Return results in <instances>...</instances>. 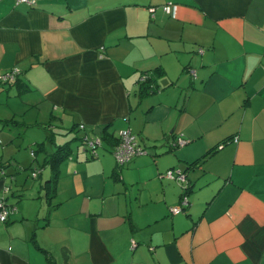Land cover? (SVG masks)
<instances>
[{"label": "crops", "instance_id": "crops-1", "mask_svg": "<svg viewBox=\"0 0 264 264\" xmlns=\"http://www.w3.org/2000/svg\"><path fill=\"white\" fill-rule=\"evenodd\" d=\"M11 68L0 264H264V0H0ZM26 126L44 143L75 126L103 150L64 158L48 200L13 201ZM122 129L147 153L117 166Z\"/></svg>", "mask_w": 264, "mask_h": 264}, {"label": "rangeland", "instance_id": "rangeland-1", "mask_svg": "<svg viewBox=\"0 0 264 264\" xmlns=\"http://www.w3.org/2000/svg\"><path fill=\"white\" fill-rule=\"evenodd\" d=\"M39 127H22L25 130H21L19 137L17 136L14 139L16 155L12 158V163L6 167V169L9 170L8 172L12 173V176L8 175L7 177L9 185H11V181L13 180L11 189L14 192V196L10 197L13 201L22 197L27 198L31 196L35 197L37 200L38 191L41 192V199H44L43 196H46L45 198L48 200V194H46L47 188L44 183L45 180L50 177L49 169L44 168L45 172L40 174L37 178L32 176V172L38 171L37 167L43 166V160L48 156L45 155L46 153H44L43 150H40L41 145H38V142H42L45 137L44 135L46 134V130ZM83 135H85L83 129L64 131V133H58L54 135V137L52 135L48 136V143L45 142L44 144L49 153L56 150V148H54L55 143L65 144V142L69 141L68 143L71 148L69 151V157L76 158L81 154V152H87L82 150L84 145L82 143ZM97 149L101 152L103 150V146L98 144ZM87 155L89 157H96L97 154L95 156L89 154ZM32 193H34V195H32Z\"/></svg>", "mask_w": 264, "mask_h": 264}, {"label": "built area", "instance_id": "built-area-1", "mask_svg": "<svg viewBox=\"0 0 264 264\" xmlns=\"http://www.w3.org/2000/svg\"><path fill=\"white\" fill-rule=\"evenodd\" d=\"M35 0H16V2H24L28 4L34 3ZM170 3L162 4V9L165 12L170 11ZM154 11V6H150V12ZM18 73L17 68H11L7 71H0V81L8 82L15 78ZM80 128H83V125H80ZM82 143L85 150H90L91 152H95L98 144H101L99 138L91 139L87 136V134L83 135ZM184 141L181 138H178L175 141L174 145H183ZM112 155L115 159L117 166H122L128 162H130L134 157L143 155L147 153V149L138 141L137 136L131 132L130 129H122L119 131L117 136V144L111 150ZM36 172H32V176H36ZM170 175V173H168ZM178 178L183 180L184 175L182 173L178 174ZM188 203L187 197L185 195L182 196L180 204L171 208V212L181 211L184 206ZM8 206L6 201L3 198H0V221L3 222L6 220L8 215Z\"/></svg>", "mask_w": 264, "mask_h": 264}, {"label": "trees", "instance_id": "trees-1", "mask_svg": "<svg viewBox=\"0 0 264 264\" xmlns=\"http://www.w3.org/2000/svg\"><path fill=\"white\" fill-rule=\"evenodd\" d=\"M145 81L143 83H141V86H144L142 91L146 92V90L152 89V88H151V79L150 78H148V79L146 78ZM75 128L76 127L73 126L72 128H70V130H76ZM99 141L101 143L102 138H99ZM68 142L69 141L65 142V144H57V143H55L54 144V148H56V150H53V151L49 152L47 154L48 156L45 158V160L50 164V168H51V175H50V177L48 179L45 180V183H44V185L47 188L46 194H48V196H50L52 194V192H53L54 183L57 180V174H58L57 168L59 166V163L64 158L69 156V151H70L71 148H70ZM43 143H44L43 141L42 142H38V145H42ZM116 144H117V142H115L114 146ZM44 185H42V186H44Z\"/></svg>", "mask_w": 264, "mask_h": 264}]
</instances>
